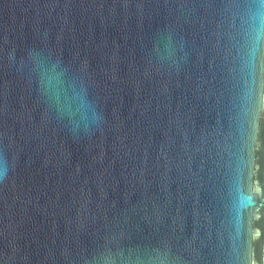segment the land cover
<instances>
[{
	"label": "water",
	"instance_id": "obj_1",
	"mask_svg": "<svg viewBox=\"0 0 264 264\" xmlns=\"http://www.w3.org/2000/svg\"><path fill=\"white\" fill-rule=\"evenodd\" d=\"M0 264H264V0H0Z\"/></svg>",
	"mask_w": 264,
	"mask_h": 264
}]
</instances>
